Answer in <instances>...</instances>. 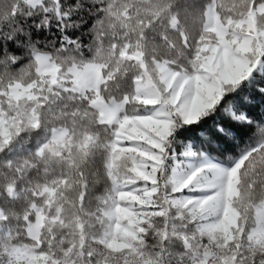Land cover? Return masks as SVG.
Listing matches in <instances>:
<instances>
[{"label": "snow or ice", "instance_id": "snow-or-ice-1", "mask_svg": "<svg viewBox=\"0 0 264 264\" xmlns=\"http://www.w3.org/2000/svg\"><path fill=\"white\" fill-rule=\"evenodd\" d=\"M0 264H264V0H0Z\"/></svg>", "mask_w": 264, "mask_h": 264}]
</instances>
